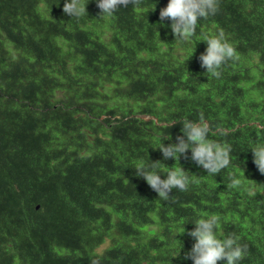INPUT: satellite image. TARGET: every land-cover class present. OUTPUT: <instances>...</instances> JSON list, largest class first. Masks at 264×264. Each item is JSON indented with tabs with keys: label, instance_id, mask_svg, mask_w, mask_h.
<instances>
[{
	"label": "trees",
	"instance_id": "trees-1",
	"mask_svg": "<svg viewBox=\"0 0 264 264\" xmlns=\"http://www.w3.org/2000/svg\"><path fill=\"white\" fill-rule=\"evenodd\" d=\"M82 2L72 18L65 0H0V264H193L187 231L213 214L218 238L248 245L238 264H264L251 151L264 144V0H219L188 41L159 18L168 0L112 16ZM220 31L238 59L215 78L198 57ZM200 114L232 149L217 175L190 150L177 161L159 150ZM157 161L162 179L181 166L188 190L162 199L135 175ZM230 176L241 184L228 188Z\"/></svg>",
	"mask_w": 264,
	"mask_h": 264
},
{
	"label": "clouds",
	"instance_id": "clouds-1",
	"mask_svg": "<svg viewBox=\"0 0 264 264\" xmlns=\"http://www.w3.org/2000/svg\"><path fill=\"white\" fill-rule=\"evenodd\" d=\"M96 2L100 16H112L120 6L127 7L129 4L139 6L141 0H96ZM218 11L219 0H168L167 6L160 10L159 18L161 21L165 19L171 21L170 28L175 41H188L195 35L198 20L215 15ZM63 12L72 18H79L87 14L86 4L82 0H65ZM204 41L207 47L198 57L200 66L206 69V73L210 76L219 78L222 66L228 61L238 59L236 49L227 41L223 31L207 36ZM180 123H182L180 130L182 135H177L178 143L167 146L162 143L159 147L164 160L171 158L177 161L181 155L188 159L187 154L190 150V159L206 170L208 175H217L230 165L231 146L209 139L210 133L212 135L216 133L203 114H200L196 121L185 119ZM251 151L253 163L258 171L264 174V144L255 145ZM158 163L159 161L137 165L134 167L135 175L143 178L162 199H168L173 189L182 192L188 190L191 181L181 166L169 170L166 173V179H162L156 170ZM240 184V179L230 176L227 187L235 188ZM191 223L195 225V228L187 231V235L194 239L195 243L190 251L184 254V259H191L193 264H218V261L238 264L248 255V245L240 244L239 237L235 234L223 239L218 238L216 230L220 223L219 216L213 214L207 219L200 218ZM185 231L184 228L182 234ZM93 264L97 262L93 261Z\"/></svg>",
	"mask_w": 264,
	"mask_h": 264
},
{
	"label": "rangeland",
	"instance_id": "rangeland-1",
	"mask_svg": "<svg viewBox=\"0 0 264 264\" xmlns=\"http://www.w3.org/2000/svg\"><path fill=\"white\" fill-rule=\"evenodd\" d=\"M105 246H106V244H105V245H103V246L101 247V249H102V248H104Z\"/></svg>",
	"mask_w": 264,
	"mask_h": 264
}]
</instances>
